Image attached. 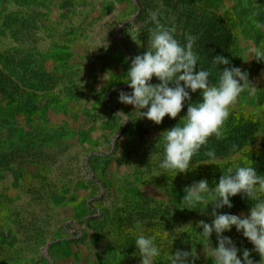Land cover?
I'll return each instance as SVG.
<instances>
[{"label": "rangeland", "instance_id": "rangeland-1", "mask_svg": "<svg viewBox=\"0 0 264 264\" xmlns=\"http://www.w3.org/2000/svg\"><path fill=\"white\" fill-rule=\"evenodd\" d=\"M152 13L182 43L185 33L198 36L201 66L223 54L231 63L221 68L247 69L256 87L233 106L223 139L209 138L216 164L205 163L202 148L176 176L157 175L156 145L187 107L156 124L118 101L131 91L123 77L146 51ZM260 24L264 0H0V264H140L138 221L145 234L160 233L165 253L195 244L196 264H213L192 239L198 221L211 222L212 205L177 204L195 181L214 190L229 162L253 161L264 174V134H255L264 123V61L246 54L264 41ZM121 111L132 119L123 124ZM230 199L217 211L247 215L253 206L243 194ZM224 235L254 248L235 226ZM154 264H167L166 255Z\"/></svg>", "mask_w": 264, "mask_h": 264}, {"label": "clouds", "instance_id": "clouds-1", "mask_svg": "<svg viewBox=\"0 0 264 264\" xmlns=\"http://www.w3.org/2000/svg\"><path fill=\"white\" fill-rule=\"evenodd\" d=\"M151 20L154 26L149 29L146 51L131 58L123 77L131 91L120 90L118 101L133 105L137 119L147 118L156 124H161L166 116L175 119L187 107L179 122L162 132L156 145L162 148L155 158L157 175L176 176L189 170L191 161L202 148L207 158L205 163L216 164L215 149L206 147L209 138L223 139L224 125L233 106L242 94L255 95L256 87L250 81L247 69L240 66L221 68L231 63L223 54L211 57L210 67L201 66L196 50L198 36L185 33L182 43L175 35V26L161 23L155 13L151 14ZM258 27L264 29V24ZM246 54L264 61V41L261 46L247 49ZM213 69L217 70L215 82L211 79ZM110 73L105 74V80L111 81ZM154 77L158 82H152ZM197 91L200 98L193 101L192 93ZM117 116L123 119V124L132 119L123 111ZM255 134H264V123ZM237 194H243L253 203L247 215L217 211L225 206L231 208L230 198ZM209 204L212 205L211 222L198 221L196 228L202 231L195 228L196 235L192 239L203 244V251L213 264H264V174L257 173L254 162H229L214 190L207 179L193 182L185 188L183 200L177 207L206 211ZM233 226L252 243L253 249L241 250L230 236L224 235ZM190 228L191 225H186L176 229L172 234L174 239L182 232L188 233L186 229ZM213 233L218 241L216 246L211 241ZM169 234L167 231L165 236ZM133 235L140 264H154L162 253L166 255L167 264H196L200 258L195 244L191 251L178 249L174 253L170 250L165 253L158 243L160 233L145 234L139 221ZM241 251L242 256L238 254ZM252 251L259 254V261L252 257Z\"/></svg>", "mask_w": 264, "mask_h": 264}, {"label": "crops", "instance_id": "crops-1", "mask_svg": "<svg viewBox=\"0 0 264 264\" xmlns=\"http://www.w3.org/2000/svg\"><path fill=\"white\" fill-rule=\"evenodd\" d=\"M63 261V260H62Z\"/></svg>", "mask_w": 264, "mask_h": 264}]
</instances>
